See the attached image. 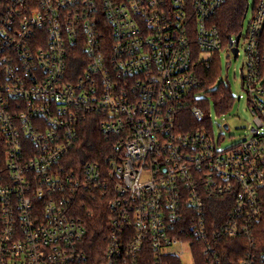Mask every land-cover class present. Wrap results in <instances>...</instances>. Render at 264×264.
<instances>
[{
	"label": "built area",
	"instance_id": "2783aa9c",
	"mask_svg": "<svg viewBox=\"0 0 264 264\" xmlns=\"http://www.w3.org/2000/svg\"><path fill=\"white\" fill-rule=\"evenodd\" d=\"M224 3L0 0V264H264V0L238 43ZM242 38L253 123L222 148L200 71ZM95 115L101 162L77 152Z\"/></svg>",
	"mask_w": 264,
	"mask_h": 264
},
{
	"label": "trees",
	"instance_id": "16d2710c",
	"mask_svg": "<svg viewBox=\"0 0 264 264\" xmlns=\"http://www.w3.org/2000/svg\"><path fill=\"white\" fill-rule=\"evenodd\" d=\"M249 0H225L222 8L218 12L215 23L221 34L225 37L226 41L233 35H238L242 32L243 20L246 15L247 6ZM77 54L72 59L73 65H79L80 56ZM221 64L219 60L213 63L211 68H202L200 71V77L202 84L198 88V93H203L204 96L201 99V103L209 110L210 104L213 103L214 108L219 113H227L233 107L235 97L232 95L231 86L228 83L222 82L213 88V84L219 75ZM200 103V104H201ZM82 143L77 148V152L80 154L82 160H94L101 162L109 150V144L105 140V136L99 129V118L97 115L89 117L88 121L82 128ZM105 212L98 215V217L92 219L88 225V248L91 253H103L106 248L104 239L107 234V227L104 228ZM243 251L247 248L245 240L227 239L226 250L227 257L239 258V250ZM199 264H206L200 262ZM262 264V263H260Z\"/></svg>",
	"mask_w": 264,
	"mask_h": 264
},
{
	"label": "rangeland",
	"instance_id": "374dc122",
	"mask_svg": "<svg viewBox=\"0 0 264 264\" xmlns=\"http://www.w3.org/2000/svg\"><path fill=\"white\" fill-rule=\"evenodd\" d=\"M257 0H249L250 9L243 20L242 35H245L252 15V8ZM243 38L240 41L241 53L235 57L227 42L224 47L214 55V62L219 60L221 69L213 88L219 83H229L233 96L236 98L233 107L227 113H219L215 110L213 103L210 104L209 112L211 122L208 126L211 137L222 148H228L245 138L252 126L253 115L248 109V102L242 88L241 68L244 62ZM242 96L240 99L239 97ZM239 99V100H238ZM228 125V127L225 126ZM187 264H190L188 262Z\"/></svg>",
	"mask_w": 264,
	"mask_h": 264
},
{
	"label": "water",
	"instance_id": "95a60500",
	"mask_svg": "<svg viewBox=\"0 0 264 264\" xmlns=\"http://www.w3.org/2000/svg\"><path fill=\"white\" fill-rule=\"evenodd\" d=\"M240 37H241V33H239V34L236 36V43H238ZM230 39H231V37H230ZM230 42H231V40H230ZM233 51H234V54L237 55V53H238V49H237L236 47L233 48ZM226 126H227V125H226Z\"/></svg>",
	"mask_w": 264,
	"mask_h": 264
}]
</instances>
